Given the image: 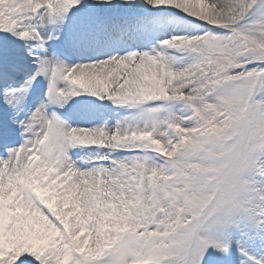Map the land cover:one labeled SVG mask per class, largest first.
I'll return each mask as SVG.
<instances>
[{
  "label": "snow or ice",
  "instance_id": "obj_1",
  "mask_svg": "<svg viewBox=\"0 0 264 264\" xmlns=\"http://www.w3.org/2000/svg\"><path fill=\"white\" fill-rule=\"evenodd\" d=\"M0 264H264V0H0Z\"/></svg>",
  "mask_w": 264,
  "mask_h": 264
}]
</instances>
